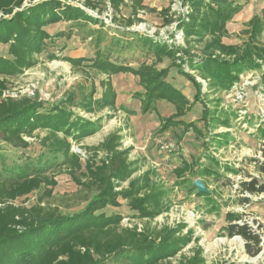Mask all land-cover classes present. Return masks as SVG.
<instances>
[{"label":"rangeland","instance_id":"rangeland-1","mask_svg":"<svg viewBox=\"0 0 264 264\" xmlns=\"http://www.w3.org/2000/svg\"><path fill=\"white\" fill-rule=\"evenodd\" d=\"M58 1L59 13L69 7L79 8L99 19L100 24L88 19L45 24L42 52L35 53L29 59L31 63L24 64L20 70L0 72V101L30 99L43 105V113L59 107L93 132L79 140L67 137L71 153L79 163L73 158L75 166L72 163L58 166L47 174L50 184L19 197L15 203L29 208L42 202L41 206L58 210L63 216L81 213L98 194L89 168L94 170L103 161L108 163L112 153L106 150L105 143L114 135L119 144L116 150L129 152L127 163L133 170L116 190L128 189L135 180L148 184L142 194L149 196L148 206L157 216L153 220L141 219L122 197L117 198L118 206H107L96 215H119L124 227L141 228L148 224L151 228H161L184 223L199 238L206 264H264V247L258 255L250 256L244 240L229 238L222 230L227 225L226 215L238 213L243 216L240 223L249 224L264 240V194L254 196L240 191L243 180L256 178L264 182V173L258 170L264 168V63L260 69L241 75L240 81L229 90H210L208 81L185 63L183 70L202 85V97L182 119L195 124L203 136L193 130L184 133L183 127L162 133L161 121L175 114L173 105L158 101L151 110H143V98L138 95L144 94L145 89L139 76L129 71L109 74L93 67L99 59L97 44L98 40L102 41L99 48L103 54L113 51L109 55L110 63L135 70L157 63L145 39L176 49L186 48L178 21L189 15V6L183 0H125L115 9L112 0H94L97 8L93 10L85 0ZM235 2L241 9L227 24L228 35L222 42L243 46L249 36L245 32L250 21L262 15L264 0ZM169 19L172 22L167 24ZM259 40L264 41V31ZM13 46L12 42H0V60L19 65ZM194 46L192 54L201 55V45ZM181 56L182 52L176 54L177 58ZM156 68H169L168 81L194 102L196 88L178 72L172 60L164 57ZM110 88L115 94L113 106L103 103ZM204 110L210 113L208 129L204 127ZM224 120H228L229 127L220 123ZM59 136L63 138L64 134ZM46 137H52L46 129L25 136L29 146L23 149L1 141L6 165H24L44 156L46 146L42 143ZM211 158L219 166L211 163ZM209 170L213 175L208 174ZM216 172L221 177L214 182ZM200 174L204 176L200 179L208 182V195H197L193 189L192 182ZM244 197L250 202L242 203ZM194 247L191 244L184 254L190 255Z\"/></svg>","mask_w":264,"mask_h":264},{"label":"trees","instance_id":"trees-1","mask_svg":"<svg viewBox=\"0 0 264 264\" xmlns=\"http://www.w3.org/2000/svg\"><path fill=\"white\" fill-rule=\"evenodd\" d=\"M85 1L91 9L97 8L94 0ZM124 2L125 0H112L115 9ZM25 4L27 5L24 6ZM183 4L191 9L186 18L181 17L178 21V29L184 32L186 48L176 49L174 46L145 39L157 63L143 65L135 70L122 64L110 63L109 55L113 51L103 54L99 48L102 41L98 40L99 59L93 67L109 74L129 71L139 76L145 93L138 97L143 98L145 111L154 108L158 101L173 105L175 114L161 121L162 133L183 127L184 133L193 130L198 136H203V131L195 124H187L182 119L202 97V85L183 70V65L188 63L191 70L208 81L210 90H229L240 81L241 75L260 69L264 63V41L259 40L264 31V10L261 16H255L250 21V28L245 32L249 36L244 45L234 46L225 45L222 39L228 35L227 24L241 9L235 0H183ZM60 8L58 0H0V42H12L15 45L13 52L18 54L20 63L16 65L0 60V72L20 70L24 64L31 63L29 59L35 53L42 52L46 37L42 27L47 23L83 19L94 21L97 25L101 22L89 16L85 10L69 7L59 13ZM171 22L172 19L166 20L167 24ZM127 25L131 24L127 22ZM197 44L201 45V55L198 56L192 54L194 45ZM179 52H182V56L177 58L176 54ZM164 57L172 60V65L178 72L194 85V102L168 81L169 68H156ZM177 60L180 64H176ZM5 66L7 68L4 70ZM262 80L264 81V73ZM110 90L111 88L108 91ZM108 91L107 97L106 93L104 96L107 100L103 103L113 106L115 94ZM41 111L43 105L30 99L0 101V142L23 149L29 146L24 140L25 136L31 137L39 129L52 133L51 138L43 140L42 145L46 146L44 156L35 162L7 166L0 150V264H107L109 261L111 264H206L204 250L198 244L199 238L195 237L194 230L187 224L161 228H151L148 224L141 228L138 225L124 227L119 215H96L97 211L107 206H118L117 198L122 197L132 210L138 212L141 219L153 220L157 216L148 206L149 196L142 194L143 188L145 185L148 187V184L135 180L128 189L119 192L116 190L121 181L131 176L133 170L131 164L127 163L129 152L116 150L119 144L114 135L105 143L106 150L112 153L108 156V163L103 161V165L94 166V170L89 168L91 181L98 194L81 213L63 216L58 210L41 206L42 202L29 208L17 205L15 201L19 197L44 184H50L47 176L50 171L68 163L75 166L73 158L77 160V157L71 153L67 137L79 140L93 132L92 129L86 130L79 120H73L70 112L65 113L59 107L44 113ZM203 114L204 127L208 129L210 113L204 110ZM220 123L227 127L230 125L228 120ZM59 133H63L64 137L61 138ZM210 161L216 167L219 166L214 158ZM187 167L185 164L184 169ZM258 170L264 173V168ZM208 174L213 175L211 170ZM203 177L200 174L197 178ZM220 177L216 172L214 182L219 181ZM204 182L208 188V182ZM240 187V191L245 194H264V182L256 178L243 180ZM193 189L196 190L194 187ZM241 202L249 203L250 199L244 197ZM242 218L241 214L228 213L223 233L229 238L240 237L245 242L247 253L256 256L262 251V239L249 224L240 223ZM193 243L195 247L191 254L185 255V249Z\"/></svg>","mask_w":264,"mask_h":264},{"label":"water","instance_id":"water-1","mask_svg":"<svg viewBox=\"0 0 264 264\" xmlns=\"http://www.w3.org/2000/svg\"><path fill=\"white\" fill-rule=\"evenodd\" d=\"M193 187L196 189L198 194H209L210 193L205 182L201 180L200 178H197L193 181ZM237 238H240V237H237ZM261 247H264V240L261 244Z\"/></svg>","mask_w":264,"mask_h":264},{"label":"built area","instance_id":"built-area-1","mask_svg":"<svg viewBox=\"0 0 264 264\" xmlns=\"http://www.w3.org/2000/svg\"><path fill=\"white\" fill-rule=\"evenodd\" d=\"M241 96H239V98H240ZM131 227V226H130ZM140 228V227H139Z\"/></svg>","mask_w":264,"mask_h":264}]
</instances>
